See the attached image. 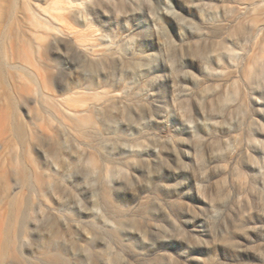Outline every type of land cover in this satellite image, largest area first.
<instances>
[{
	"label": "rangeland",
	"instance_id": "1",
	"mask_svg": "<svg viewBox=\"0 0 264 264\" xmlns=\"http://www.w3.org/2000/svg\"><path fill=\"white\" fill-rule=\"evenodd\" d=\"M53 1L0 0V264H264V0Z\"/></svg>",
	"mask_w": 264,
	"mask_h": 264
},
{
	"label": "bare ground",
	"instance_id": "2",
	"mask_svg": "<svg viewBox=\"0 0 264 264\" xmlns=\"http://www.w3.org/2000/svg\"><path fill=\"white\" fill-rule=\"evenodd\" d=\"M54 13H47V19L51 21L65 22V17L62 12L67 10V4L63 0H54L51 4ZM11 10V7H10Z\"/></svg>",
	"mask_w": 264,
	"mask_h": 264
}]
</instances>
